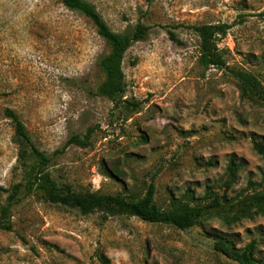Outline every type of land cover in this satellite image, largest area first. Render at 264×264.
<instances>
[{
	"label": "rangeland",
	"instance_id": "374dc122",
	"mask_svg": "<svg viewBox=\"0 0 264 264\" xmlns=\"http://www.w3.org/2000/svg\"><path fill=\"white\" fill-rule=\"evenodd\" d=\"M86 1L115 32L150 27L124 62L127 98L141 107L125 120L96 94L104 81L99 61L110 48L86 17L60 0H0V264H237L225 241L208 236L213 231L238 247L257 241L264 258V216L231 227L214 218L179 231L136 217L82 216L35 194L12 208L11 229L3 226L6 190L21 180L7 109L41 151H61L50 171L77 191L141 197L154 180L165 208L187 189L199 197L210 186L223 193L231 161L241 170L229 197L264 181V158L255 150L264 144V108L242 98L230 73L200 65L193 31L231 26L219 44L229 65L264 86V0ZM89 128L91 147H65Z\"/></svg>",
	"mask_w": 264,
	"mask_h": 264
},
{
	"label": "trees",
	"instance_id": "16d2710c",
	"mask_svg": "<svg viewBox=\"0 0 264 264\" xmlns=\"http://www.w3.org/2000/svg\"><path fill=\"white\" fill-rule=\"evenodd\" d=\"M151 4L154 0H143ZM68 9L78 12L97 29V33L106 40L110 51L99 61L104 74V81L97 88L96 94L109 100L116 111L125 120L138 111L141 103L127 98V81L124 62L127 52L133 45L145 42L150 27L139 23L124 33L115 32L106 22L97 8L86 0H60ZM264 21V12L260 15ZM231 26L227 24L200 25L193 27L199 40V63L204 69L217 68L231 74L235 79L241 96L256 102L264 108V86L253 73L244 69L232 68L229 65L227 51L222 50L220 42L228 36ZM175 40L176 36L172 34ZM15 127V141L18 145V166L21 180L14 183L6 193V203L1 208L4 227L11 229L10 217L12 208L25 197L39 194L52 205L78 211L82 216L103 213L105 219L118 216L136 217L146 223L167 225L179 231H191L214 218L220 219L227 226H234L244 220H253L264 216V181L261 184L249 183L251 192L231 198L228 192L232 189L241 165L231 161L228 166L224 192L210 186L203 197L197 196L192 189H187L181 197L172 196L167 207L161 208L156 202L154 180L149 184L141 197L123 194L91 193L75 190L70 184L59 183L50 171L52 163L61 151L49 155L39 149L31 138L19 115L6 110ZM94 128H89L84 135H73L65 147L76 146L83 149L92 146ZM144 143L147 138L143 137ZM256 152L264 158V144H255ZM210 238L225 241L224 245L229 259L237 264H264V258L257 257V241L245 247H238L233 239L219 235L217 231L207 233ZM215 243V242H214Z\"/></svg>",
	"mask_w": 264,
	"mask_h": 264
}]
</instances>
